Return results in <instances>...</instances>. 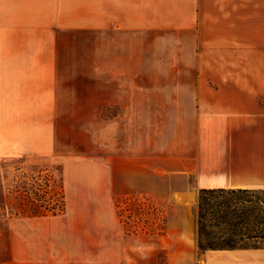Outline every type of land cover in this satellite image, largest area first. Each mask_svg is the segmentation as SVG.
I'll return each instance as SVG.
<instances>
[{
	"label": "crops",
	"instance_id": "1",
	"mask_svg": "<svg viewBox=\"0 0 264 264\" xmlns=\"http://www.w3.org/2000/svg\"><path fill=\"white\" fill-rule=\"evenodd\" d=\"M259 13H264V0H0V115L4 110L10 124L28 125V118L33 119L35 76L39 77L35 46L88 45L96 75L122 72L137 77V82L146 80L121 84L113 90L121 94L118 99L67 103L57 100L59 72L53 78L56 100L46 107L119 106L125 139L122 164L96 170V187L101 191L104 185L105 190L95 204L112 211L104 220L95 218L97 231L85 234L96 241L81 246L64 238L62 245L61 235L76 237L71 220L72 230L56 229L61 242L57 250L101 253L103 258L104 253L129 251L131 241H137L138 252L151 243L161 248L156 232L119 231L115 205L123 195L161 199L162 172L169 174L165 188L191 192L196 206L203 189H264V84L156 83L162 72L184 70L178 62L201 55L203 60L206 47L241 43L243 29L258 28L252 24ZM43 84L51 86L45 80ZM167 131L173 143L169 167H163L161 140ZM174 220L177 223V218L171 220L167 234L171 243L166 245L171 264H176ZM181 221V229L194 241L189 247L194 252L197 213L184 215ZM32 238L27 230L24 260L13 264L35 263ZM204 258V264H264V248L207 250Z\"/></svg>",
	"mask_w": 264,
	"mask_h": 264
},
{
	"label": "rangeland",
	"instance_id": "2",
	"mask_svg": "<svg viewBox=\"0 0 264 264\" xmlns=\"http://www.w3.org/2000/svg\"><path fill=\"white\" fill-rule=\"evenodd\" d=\"M252 26L258 28L243 29L241 43L206 47L203 51L207 54L203 55V60L201 55L197 60L178 62L184 70L179 72L176 66V72H162L156 83L264 84V13H259ZM58 72L59 90L53 83ZM100 73L96 75L91 71L88 45L35 46V75L39 77L35 76L38 92L35 93L32 122L28 118V125L10 124L4 110H1L0 264L24 260L27 230L33 236L34 264H62L57 261H72L71 264H171L166 245L169 247L171 243L167 234L173 218H177V223L173 221L177 246L172 253L175 257L172 261L176 264H204L206 251L201 249L198 240L194 252L189 249L194 241L186 230L181 229L184 215L196 212L198 220L199 198L196 206L191 192L166 189L169 183L166 176L169 174L164 172L160 173L163 184L161 199L123 195L117 198L115 205L119 231L123 229L129 235L156 232L161 235V248H155L151 243V247L146 245L145 252H138L137 241H131L129 251L116 252L112 256L104 253L103 258L101 253L56 249L57 243L61 244L55 234L57 228L62 230L61 233L72 229L76 232L73 238L61 235L62 245L66 238L74 240L73 244L86 246L96 241L85 235L97 231L93 220L106 219L107 214L112 213L109 206L95 204L105 190L104 185L101 191L97 189L95 176L99 175L97 168L112 163L122 164V152L125 150L121 120L123 109L106 104L97 109L90 108L88 104L79 109L46 106L54 104L57 90V100L91 102L118 99L121 94L113 90L121 84L146 82H137V77L133 78L128 73ZM44 80L51 86L46 88ZM104 84H108V88ZM171 143L168 131L163 133V167H169ZM174 180L181 182L179 178ZM55 202L64 204L63 212L53 214L49 211ZM47 206L48 209H44ZM34 208L45 215H38L40 211L36 215ZM20 234L23 237L19 238ZM172 244L175 245V239ZM72 248L68 247V250Z\"/></svg>",
	"mask_w": 264,
	"mask_h": 264
},
{
	"label": "trees",
	"instance_id": "3",
	"mask_svg": "<svg viewBox=\"0 0 264 264\" xmlns=\"http://www.w3.org/2000/svg\"><path fill=\"white\" fill-rule=\"evenodd\" d=\"M63 207L62 202H55L49 211L58 214ZM34 211L45 215L37 208ZM197 232L199 245L205 251L264 248V189L201 190Z\"/></svg>",
	"mask_w": 264,
	"mask_h": 264
}]
</instances>
